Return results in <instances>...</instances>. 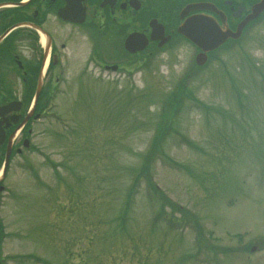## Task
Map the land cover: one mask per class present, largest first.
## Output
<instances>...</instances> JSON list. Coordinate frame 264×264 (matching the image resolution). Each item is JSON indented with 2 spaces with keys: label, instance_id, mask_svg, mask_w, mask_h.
Masks as SVG:
<instances>
[{
  "label": "rangeland",
  "instance_id": "374dc122",
  "mask_svg": "<svg viewBox=\"0 0 264 264\" xmlns=\"http://www.w3.org/2000/svg\"><path fill=\"white\" fill-rule=\"evenodd\" d=\"M181 43L187 42L177 40L179 54L167 56L152 76L134 71L131 84L123 70L87 71L74 81L87 51H69L64 63L69 57L71 64L60 72L65 81L57 83L51 109L64 124L53 125L55 134L40 129L35 147L10 166L0 194L2 264H264V20L246 34L241 54L224 56L228 72H209L218 65L213 61L189 82L200 103L182 104L183 137L164 141L172 161L150 162L153 182L168 198L165 212L185 222L172 205L185 207L208 240L201 244L194 224L175 230L168 220L157 221V194L144 175L137 178L163 97L194 63V50ZM101 46L113 54L110 44ZM98 78L117 84L99 85ZM146 87L158 99H148ZM133 180L138 194L126 221L117 223ZM89 224L98 230L90 247Z\"/></svg>",
  "mask_w": 264,
  "mask_h": 264
},
{
  "label": "flooded vegetation",
  "instance_id": "af4514ba",
  "mask_svg": "<svg viewBox=\"0 0 264 264\" xmlns=\"http://www.w3.org/2000/svg\"><path fill=\"white\" fill-rule=\"evenodd\" d=\"M263 20L264 0H0V167L9 146L11 164L31 147L40 122L49 123L70 50L88 51L76 81L87 71L120 73L166 62L176 41L186 39L179 29L187 22L202 21L215 37H229L210 56L241 44ZM100 41L110 44L111 56Z\"/></svg>",
  "mask_w": 264,
  "mask_h": 264
},
{
  "label": "trees",
  "instance_id": "16d2710c",
  "mask_svg": "<svg viewBox=\"0 0 264 264\" xmlns=\"http://www.w3.org/2000/svg\"><path fill=\"white\" fill-rule=\"evenodd\" d=\"M185 96H188L189 99H185ZM195 93L188 89L187 87H185V84L182 82L179 83V85L173 90V92H171L169 95H167L166 97L164 96L163 99L164 102L160 104V110L158 113V121H157V125H156V131L155 134L153 136L152 142L149 146V148L147 149V152L145 153V155H143V161L141 164V167L137 170L138 175L137 178L142 177L143 175L145 176V178L147 179L148 183V188L151 192V188L154 191V197L155 194H157V201L158 204H160V207L158 208V210L155 212V218H157V221L162 222L163 220H168L169 224L171 226L176 225L180 222V220L174 216L173 214L169 215V213L165 212V205L168 204V199L167 197H163L162 195H160V191H158L157 187L154 185L153 182V177L150 174V162L152 160H159L162 158H168L169 160L172 161L171 157L167 154L166 149H165V143L164 141L167 140L168 137H170L171 135L174 136H181L183 137L182 133L179 131V126H178V116L181 112L182 109V104L185 101H190V102H199L200 101L198 99L195 98ZM148 99H158L155 96V93L153 91L150 92L149 96L147 97ZM239 103L242 105L244 101V99H238ZM255 140H259V138H255ZM191 146H193V148H196V144L191 143ZM159 154V155H158ZM139 186L137 184V180H133L130 183V186L127 187V193L124 196V201L121 203L122 205V209L121 211L117 214V220L114 219V221L118 222H125L126 219L129 216V207L133 201V197L132 195H137L138 191L137 189L135 190V188ZM133 195V196H134ZM163 197V198H162ZM177 211H181L182 214L185 216L183 220H186L185 222H190V223H194L197 226V232L202 240H207L205 237H203V230L201 228L198 222V218L197 216L195 217L194 215H192V213H190L187 210L182 211L181 208L177 209L176 205H172ZM173 209V208H172ZM111 221V219H109V222ZM95 225L96 222L94 223ZM124 224V223H121ZM119 226L121 225H117V229L119 230ZM88 227H91V225L89 224ZM122 227V226H121ZM89 232L93 234V239H96L97 237V233L96 235H94V232L92 230L89 229ZM115 232V231H114ZM110 234H106L104 236V239L107 240V238L109 237ZM110 238V237H109ZM92 239V240H93ZM207 246V245H205ZM142 264H147V262L142 261ZM139 263V264H141Z\"/></svg>",
  "mask_w": 264,
  "mask_h": 264
},
{
  "label": "water",
  "instance_id": "95a60500",
  "mask_svg": "<svg viewBox=\"0 0 264 264\" xmlns=\"http://www.w3.org/2000/svg\"><path fill=\"white\" fill-rule=\"evenodd\" d=\"M192 30H193V28H192ZM187 34V33H186ZM187 36H189V38L193 41V42H196V43H198L197 41V39H194V38H192V35H189V34H187Z\"/></svg>",
  "mask_w": 264,
  "mask_h": 264
}]
</instances>
